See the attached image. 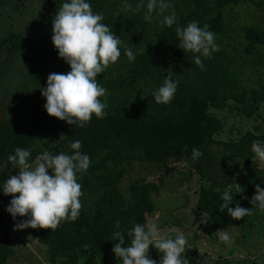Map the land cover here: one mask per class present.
I'll return each instance as SVG.
<instances>
[{
    "label": "trees",
    "instance_id": "trees-1",
    "mask_svg": "<svg viewBox=\"0 0 264 264\" xmlns=\"http://www.w3.org/2000/svg\"><path fill=\"white\" fill-rule=\"evenodd\" d=\"M65 2L70 0L59 2L57 9ZM87 2L94 13L104 16L102 23L109 25L122 41L118 61L97 76V82L107 90L100 98L107 103L103 119L93 114L89 123L79 127L47 114L46 98L41 92L47 86L48 75L71 70L52 43L51 21L47 28L40 18L28 24V29L41 34L33 43H27L18 33H10L2 42L8 56L22 52V65L16 90L1 106L4 118L0 121V165L17 147L30 151L29 163L33 165L44 151L71 155L75 150L70 145L76 140L82 142L80 151L90 157L87 171L77 173L83 192L78 218L61 222L55 230L16 231L30 229L37 242L46 247L49 264H122L112 251L113 244L118 243L113 234L124 235L122 247L130 245L132 237L128 233L136 224L148 222V216L155 212L152 197L160 191V186L135 180L125 197L120 182L137 161L160 167L173 160L189 165L209 182L199 190L197 209L207 214L217 228L243 224L247 216L234 220L227 209L220 211L223 192L234 183L228 165L237 167L243 162L249 168L255 166L258 161L252 160L255 154L251 146L254 140L264 142V128L259 125L239 139L221 140L218 136L224 123L212 111L229 107L250 119L264 107V80L260 76L258 86H248V80H244L251 74L249 69L256 67L254 62L248 63L264 55V0H167L170 8L163 14L153 12L151 22L144 20L148 0H127L132 11H122L125 0ZM138 3L144 5L139 12L135 11ZM245 3L254 4L260 14L237 32L240 40H229L227 32L234 31L230 10ZM172 12L177 24L168 27L161 23ZM192 21L200 27L208 25L220 49L210 58L201 57L203 71L193 60L199 54L178 47L176 27H186ZM125 48L132 50L135 60L127 58ZM168 76L178 81L174 98L167 104L156 103L153 92ZM193 148L203 153L195 161ZM18 171L10 162L0 167V264H7L15 256L16 241L11 231L26 219L18 216L13 220L6 210L12 196L4 195L2 189L9 175ZM250 173L264 188V172L253 167ZM230 190L233 201L229 207L238 203L252 207V197ZM255 190L250 194L254 195ZM162 255L150 246L149 256L157 264ZM182 256L189 264H204L187 247Z\"/></svg>",
    "mask_w": 264,
    "mask_h": 264
},
{
    "label": "clouds",
    "instance_id": "clouds-1",
    "mask_svg": "<svg viewBox=\"0 0 264 264\" xmlns=\"http://www.w3.org/2000/svg\"><path fill=\"white\" fill-rule=\"evenodd\" d=\"M170 6L167 0H148L144 20L151 22L153 12L163 14ZM142 7L143 3H138L135 11L139 12ZM132 10L133 6L125 0L122 11ZM103 20L104 16L94 13L87 0L63 3L52 20V43L71 70L66 74H49L47 86L41 94L46 98L44 108L47 114L69 125L84 127L93 114L98 119L107 115V103L100 99L107 90L97 82V76L118 61L122 41L109 25L102 23ZM161 23L168 27L177 24L175 12L164 16ZM208 28V25L200 27L198 22L192 21L186 27L177 26L175 29L179 38L178 47L184 52L199 54L194 55L193 60L201 71L205 70L201 57L210 58L220 50L215 43V34ZM125 55L130 61L135 60L131 49L125 48ZM177 87L178 81L172 80L171 76L166 77L163 85L153 92L155 102L170 103ZM70 147L75 150L71 155L64 152L53 155L44 151L36 158L34 165L29 163L30 151L20 147L7 157V162L19 171L16 175H9L3 184V194L12 196L6 210L13 220L18 216L26 217L14 225V230H55L61 222L78 218L83 192L77 173L87 171L90 157L80 151V140L71 143ZM251 147L255 154L252 160L264 163V142L254 140ZM202 155L199 149L193 148L194 161ZM7 162L0 167H7ZM49 170L52 174H49ZM222 200L220 211L227 209L234 220H241L253 214V207L264 211V188L256 185L255 195L250 200L251 208L242 207L239 203L234 208L229 207L233 201L230 189L223 192ZM216 233L221 242L228 245L233 243L226 230ZM128 235L132 237L131 243L122 247L125 244L124 235L121 232L113 234L118 243L113 244L112 251L122 264H157L149 256L150 246L163 254L160 264H189L182 256L188 244L182 231L174 239L166 237L157 223L150 220L146 224H136Z\"/></svg>",
    "mask_w": 264,
    "mask_h": 264
},
{
    "label": "rangeland",
    "instance_id": "rangeland-1",
    "mask_svg": "<svg viewBox=\"0 0 264 264\" xmlns=\"http://www.w3.org/2000/svg\"><path fill=\"white\" fill-rule=\"evenodd\" d=\"M61 1L65 0H0V121L4 118L1 106L16 90L22 65V52L8 56L5 47L2 48L3 39L10 33H18L24 35L27 43H33L38 38L37 35L41 34L36 35L35 31L28 29V24L40 18L47 28V24L52 22L57 14ZM259 14V9L251 3L230 10L234 31L229 29L227 32L229 40H240L237 32L252 24ZM261 59H264V55L257 56L256 60H249L248 64L254 62L256 67L249 69V76H244V80H248L245 81L246 85L258 86L260 76L264 80V61ZM212 113L224 123L218 136L221 140L239 139L245 132L255 131L259 125L264 128V107L250 119L229 107ZM253 167L264 172V163L259 161L250 168L243 162L237 167L228 165L234 180L230 188L241 196L252 197L251 190L262 184L250 176ZM141 179L160 186L159 193L152 197L155 212L148 216V221L154 220L162 230V235L175 238L182 231L188 240V251L204 264H264V211L257 207L252 215L246 217L247 220L243 224L217 228L211 224L207 214L201 213L196 207L201 186L209 185V182L196 174L189 165L174 160L165 167L143 161L135 162L120 182V189L126 198L129 196V185ZM219 181H224L221 174ZM218 230H226L233 238V243L228 245L221 242L216 233ZM11 236L16 241V253L7 264H49L46 247L37 242L30 229L12 230ZM81 264L96 262L81 261Z\"/></svg>",
    "mask_w": 264,
    "mask_h": 264
}]
</instances>
